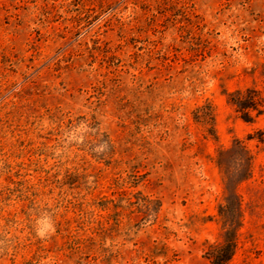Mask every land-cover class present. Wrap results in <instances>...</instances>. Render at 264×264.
<instances>
[{"label":"rangeland","instance_id":"374dc122","mask_svg":"<svg viewBox=\"0 0 264 264\" xmlns=\"http://www.w3.org/2000/svg\"><path fill=\"white\" fill-rule=\"evenodd\" d=\"M230 222L264 264V0H0V264H209Z\"/></svg>","mask_w":264,"mask_h":264},{"label":"trees","instance_id":"16d2710c","mask_svg":"<svg viewBox=\"0 0 264 264\" xmlns=\"http://www.w3.org/2000/svg\"><path fill=\"white\" fill-rule=\"evenodd\" d=\"M227 98L245 120H249L252 110H256L257 113L262 111L259 108V106H262L260 104L261 100L259 102L256 90L254 89L248 88L245 91L235 90L229 92ZM200 110V119L206 123H212L214 114L211 106L200 107ZM209 131L213 137H216L212 125L209 126ZM219 211L224 217H228L229 221H232L236 215L234 208L229 205L228 201L219 207ZM238 225V222L236 224L230 222L225 228L223 239L220 242L208 244L204 255L209 264H226L229 261L236 248Z\"/></svg>","mask_w":264,"mask_h":264}]
</instances>
